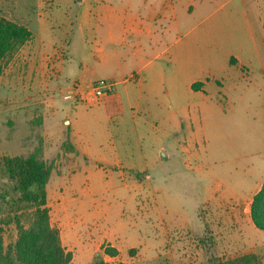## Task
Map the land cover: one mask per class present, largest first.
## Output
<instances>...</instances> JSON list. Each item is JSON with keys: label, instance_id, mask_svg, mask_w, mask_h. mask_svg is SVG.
I'll return each instance as SVG.
<instances>
[{"label": "rangeland", "instance_id": "374dc122", "mask_svg": "<svg viewBox=\"0 0 264 264\" xmlns=\"http://www.w3.org/2000/svg\"><path fill=\"white\" fill-rule=\"evenodd\" d=\"M149 4L0 0V16L29 33L0 75L2 243L16 238L14 216L28 227L33 210L16 202L2 159L40 149L50 170L49 222L68 264L97 255L107 264H214L245 254L264 264V232L248 209H236L230 224L222 204L248 195L264 176L261 96L248 88V65L232 73L227 65L249 40L244 12L258 43L264 35V0L190 6L175 30L160 19L152 44L142 36L135 57L129 44L110 39L131 41V27L149 23ZM35 21L42 25L36 41L27 27ZM99 79L115 83L112 96L91 95ZM206 79L212 87L191 89V81ZM108 246L118 250L114 257Z\"/></svg>", "mask_w": 264, "mask_h": 264}, {"label": "trees", "instance_id": "16d2710c", "mask_svg": "<svg viewBox=\"0 0 264 264\" xmlns=\"http://www.w3.org/2000/svg\"><path fill=\"white\" fill-rule=\"evenodd\" d=\"M262 29L264 32V16ZM28 37L25 26L0 16V75L3 60L17 52ZM2 167L16 195V202L24 203L33 210L28 227H24L14 216L16 238L12 244L5 246L0 237V264H68L71 256L62 248L59 232L49 222L46 185L50 170L42 159L40 149L26 157H4ZM250 220L256 229L264 232V181L252 197ZM104 252L111 257L117 253L109 246L104 248ZM94 258L90 264H107L99 255ZM214 264H262V260L256 254H245L218 260Z\"/></svg>", "mask_w": 264, "mask_h": 264}, {"label": "crops", "instance_id": "0c3cea01", "mask_svg": "<svg viewBox=\"0 0 264 264\" xmlns=\"http://www.w3.org/2000/svg\"><path fill=\"white\" fill-rule=\"evenodd\" d=\"M153 1H155V2H153ZM158 1H160V0H150L149 11H148L149 12V23H147L148 25L144 26L143 24H141L139 22L138 27H133V26L131 27L130 34H131V37H133V39L131 41H127L125 36H123L121 34L119 37H115V39L112 37L110 39L111 42L114 43L116 46H119L120 48H122L124 46V44H129L132 47L133 56L136 57L138 55V53L141 52L140 49L143 48V45L141 44L140 38L142 36H146L148 38V36H149L148 43L152 44L154 39H153V37H150V36L154 34V31L157 28L156 25H157L158 21H160V19L167 21V26L173 28V30L179 29V27L181 25L180 24V18L185 20L186 14L190 13V12H188V9L190 6L192 7V10H191V12H192L195 8H197V7L201 8V7L205 6L206 4H209L212 0H161V1H163V3L160 2L158 4V10L156 12H154V9L156 8ZM161 12H163V13L161 14ZM243 16L245 19V26H246L245 30L247 32L249 40L247 39L248 41H246L245 45H242L241 43H239L240 54H237V53L231 54L230 61L227 64L228 65V71H229V73L234 72V70L237 68V66H239L241 63H244V64L249 66L246 68V70H247V72L249 71L252 74L250 73L247 76L248 79H250L248 88H252L253 90H256V88H257L256 93L259 97L261 96L260 100H261L262 108L264 111V35H262L259 38V43H258L256 41V35L253 33V29H252V26L250 24L249 18L245 12H244ZM259 22L262 26L263 15L261 16V14L259 17ZM35 23L36 24H33L32 29L29 28L31 26L30 25L31 23L29 24L30 26L27 24V27H28V30L34 34L35 41H36V40H38L39 32L41 31L42 25L38 21H35ZM166 31L169 32L168 30H166ZM262 31H263V29H262ZM161 35H163V32ZM109 37H111V35H109ZM244 51H247L250 54V56H244V58H243L244 61H241V59L239 57L241 56V54L244 53ZM179 55H180L179 49H177L173 53V58L179 57ZM122 61H123V58H117L116 59V64H117L118 69L121 68ZM253 74L258 75V76H260V75L262 76L261 88H260V84L256 83L257 81H259V77L257 79L256 78L253 79ZM99 80H101V79H99ZM111 83H113V82H111ZM212 83L213 82H211V80L209 82L208 79H206L205 82L193 80L189 84H190V86L192 85L191 89L193 88V85H194L195 91L204 92L206 87H208V85L210 87L213 86ZM113 84L115 87V83H113ZM198 92H195V93H198ZM114 93H115V89H114L113 94ZM113 94L107 95V96H112ZM186 141L187 140H185V142ZM186 150H187V148L184 149V151H186ZM263 175H261V176H263ZM263 181H264V176L261 180H259L255 183V185L250 190L248 195L240 196L239 199L231 202V203H233L232 205H229L227 203L222 202V204L230 207V209L226 212V214L229 216L227 222H230V224H232L233 218L237 219V215H239V214L237 211L235 212V210L239 209V208H242L241 209L242 211L244 210V208L248 209L244 213H245L246 217L247 216L249 217V219H248L249 222H251L249 206H250L253 195L260 189V186H261ZM220 203L221 202H219L218 200L216 201V204H220ZM215 207H217V205H215ZM235 213H236V215H235ZM197 216H198L199 222L201 224H203L199 218V215H197ZM256 230L258 231V229H256ZM194 231H196L198 234H201V229H195ZM170 252H171V249H170Z\"/></svg>", "mask_w": 264, "mask_h": 264}, {"label": "built area", "instance_id": "2783aa9c", "mask_svg": "<svg viewBox=\"0 0 264 264\" xmlns=\"http://www.w3.org/2000/svg\"><path fill=\"white\" fill-rule=\"evenodd\" d=\"M114 92V84L106 80H97L91 84V95L97 99L111 95Z\"/></svg>", "mask_w": 264, "mask_h": 264}]
</instances>
